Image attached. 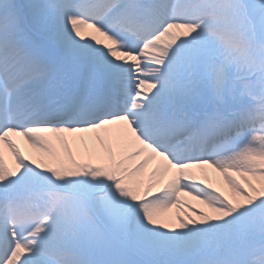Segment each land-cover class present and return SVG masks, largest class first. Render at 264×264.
I'll use <instances>...</instances> for the list:
<instances>
[{"label":"snow or ice","instance_id":"6c2138e0","mask_svg":"<svg viewBox=\"0 0 264 264\" xmlns=\"http://www.w3.org/2000/svg\"><path fill=\"white\" fill-rule=\"evenodd\" d=\"M0 264H264V0H0Z\"/></svg>","mask_w":264,"mask_h":264},{"label":"bare ground","instance_id":"6f19581e","mask_svg":"<svg viewBox=\"0 0 264 264\" xmlns=\"http://www.w3.org/2000/svg\"><path fill=\"white\" fill-rule=\"evenodd\" d=\"M67 136V139L69 141V145L73 148V152L76 154L77 159L81 161L91 162L93 164L102 163V161L93 158H89L88 151L93 150L95 152H100L102 149L100 148L99 144L96 143V141L93 138L92 133H76V134H64ZM46 136H48L52 141L57 149V151L63 152L62 145L60 144L59 140L53 136L51 133H47ZM73 137H76V141L74 142ZM82 138V140L80 139ZM23 147H21V152H23L25 155L29 156V158L38 157L40 156V152L37 148L32 147L25 139L20 142ZM7 157H8V167L12 168L14 167V161L12 154L8 151L7 148L4 149ZM203 178V177H201ZM206 183H211L212 186L219 191L223 192L225 195H231V191L227 185L226 182L223 181L220 173L216 171H208V178L206 180ZM184 199L190 203L195 205L198 208H204L205 206H201L198 201L193 200L192 197H184ZM206 210V208H205ZM185 212H189V209L186 206H182L181 208L173 207L171 209H168L166 212L162 213V218L165 220H168L172 218L175 214H184ZM190 215H192L194 218H198L195 213L189 212Z\"/></svg>","mask_w":264,"mask_h":264},{"label":"rangeland","instance_id":"374dc122","mask_svg":"<svg viewBox=\"0 0 264 264\" xmlns=\"http://www.w3.org/2000/svg\"><path fill=\"white\" fill-rule=\"evenodd\" d=\"M202 206V205H201Z\"/></svg>","mask_w":264,"mask_h":264}]
</instances>
